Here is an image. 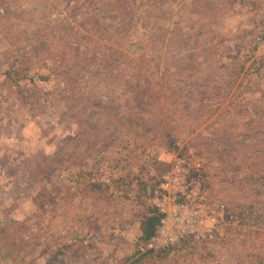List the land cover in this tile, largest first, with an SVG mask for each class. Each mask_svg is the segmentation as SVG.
Segmentation results:
<instances>
[{"label": "rangeland", "instance_id": "obj_1", "mask_svg": "<svg viewBox=\"0 0 264 264\" xmlns=\"http://www.w3.org/2000/svg\"><path fill=\"white\" fill-rule=\"evenodd\" d=\"M94 2L108 14L97 17L129 22L128 36L114 35L115 22L105 26L109 33L90 22L77 30L66 0H0V264H264V0ZM124 7L127 16L119 15ZM132 37H148L159 51L146 55L151 48L142 43L127 51ZM74 43L101 60L91 65L93 71L100 64L106 76L94 88L97 96H118L124 78L139 71L152 79L148 90L165 89L154 78L161 68L156 62L177 63L181 120L163 119L171 107L161 91L148 132L137 133L136 124L121 119L120 134V124L102 109L105 146L92 145L91 131L68 144L64 163L47 158L62 137L83 130L57 95L58 76L49 73L53 59L71 58ZM156 54L160 59L153 60ZM193 58L199 68L191 66ZM229 58V71L243 64L246 76L225 98L227 83L212 77L225 75L218 61ZM12 68L18 72L7 76ZM37 73L49 79L38 81ZM192 89L193 98L186 94ZM177 170L188 178L199 170L210 202L223 203L225 212L210 236L188 235L169 245L154 236L143 240L140 222L154 207L150 189ZM7 244L15 245L5 257Z\"/></svg>", "mask_w": 264, "mask_h": 264}, {"label": "trees", "instance_id": "obj_2", "mask_svg": "<svg viewBox=\"0 0 264 264\" xmlns=\"http://www.w3.org/2000/svg\"><path fill=\"white\" fill-rule=\"evenodd\" d=\"M68 7L66 9H69V14H71V17H73L74 22L76 23V27L78 30L79 24H85L86 22H90L93 29H96L97 31H102L104 33H109V29H106L105 26H108L111 24V22H115L117 24L114 25V35L122 36L121 39H124L126 36H128V33L130 31L129 22H124L123 20L116 21L111 20V18H105L102 16V18L97 17L99 15H108L106 14L102 8L98 7V4L94 2V0H66ZM119 2H116L113 7L117 10H119ZM97 6V7H94ZM84 7V8H83ZM87 9L92 12L91 15H89L90 12L87 13ZM127 9L124 7L121 12H119V15H126L127 16ZM118 13V12H117ZM121 13V14H120ZM121 18V17H120ZM87 19V21H85ZM101 19V20H100ZM116 27V30H115ZM91 31V37L94 36ZM88 31V32H90ZM111 34L108 35V39H110ZM151 39V36H148ZM146 38L145 40H137L138 38H130L127 40V51H133L132 49L136 47L137 49H140V43L145 45V48H151V50L146 51V55L149 54L148 52H158L159 49L154 46L155 44L149 40V38ZM71 49L73 53L71 54V58H68L66 55L64 56V59H60L59 57L53 59L51 61V70H49V73L52 75H56L59 78L60 82V89L58 90V96L64 100H66V107L67 112L71 118L79 119L81 120V123L83 124V130L79 131L81 133H78L75 136H64L61 138V143L58 145L57 150L52 154L48 155L47 158L54 160V157L58 156L60 158V163H64L67 161V151L68 144L72 142L73 140H77V142L80 143V139L85 140V136L88 135L91 131H93V139H92V145L95 147L105 146L106 141L109 139V137L105 134H99L100 130H104L105 126L102 125V123L99 121V114L102 109H104V116L109 117L112 120H115L120 124V134H123V130L121 126H124L123 122H121V119L127 120L130 124L134 123L138 127H136L137 133L139 131L148 132L150 129V126L148 125V122L150 121L151 116L153 115V108L151 109V106L153 105V102L156 100V95H159V93L162 91V96L164 99H169L166 103L168 106V111L164 110L162 113L163 119L167 120L171 124H176L178 121L181 120L182 114H181V86H179V81L177 79L178 76H180L183 71H180L179 65L176 63L175 66L170 64L160 65V62L157 61V66L161 67L160 70L158 68L159 73L154 76L158 81H162V84H167L165 89L156 88L153 90H148L149 83L152 82V79L150 78V75L141 74L139 71L138 73L132 74L129 78H124L122 81V90L118 94V96H108L106 94H103L102 96L93 95V91L95 87L99 86V83H101L105 77L102 74L104 72V68L102 69L100 64H97L96 70L91 71V65L93 58H97L98 61H101L99 56H97L96 53H92L90 55H87V53L90 52V48L88 46L81 47L79 44L74 43L71 46ZM102 56V55H101ZM125 57L132 58L133 60L137 59L138 54L136 55V58L128 55L127 53L124 54ZM121 58H116V62L118 65L123 64L121 62ZM160 59V56L156 54L152 59ZM178 59V58H177ZM60 60H64L65 63L62 64ZM218 61V59H216ZM233 58H229L226 61L221 60V62L218 61L219 68H222L225 70V75H219L218 77L214 75L212 77L213 79H219L218 82H222L224 80L227 84L225 94L223 97H229L232 93V89H234L235 84L237 83V86H239V83L244 79L245 73L243 70V64L239 67L238 70H234L232 72L229 71V69L232 66ZM134 61L128 60L127 66H131V68L137 66V63L133 65H128L133 63ZM244 62V61H243ZM95 63V61H94ZM198 61L193 58L191 60V66L198 65ZM115 64V63H114ZM132 68V69H133ZM199 68V65L196 67ZM13 70H9L6 72L7 76H11L13 73H17L16 69L12 68ZM49 69V68H48ZM19 70V69H18ZM151 73V72H150ZM154 75V74H152ZM38 79V81H47L49 79V76L45 73H37L35 75ZM171 78L175 83H170ZM240 79V80H239ZM30 81H34L33 78L29 79ZM155 82V79H154ZM217 80L214 81L212 84L213 89L218 88V82ZM177 83V84H176ZM97 84V85H96ZM91 85V89L85 91L83 90L84 87ZM90 87V86H89ZM211 87V88H212ZM96 89V88H95ZM152 91V92H151ZM188 96L194 97V90H188L187 93ZM200 94V93H199ZM197 93V95H199ZM234 93L231 94V98L233 97ZM125 108H129V112L124 113ZM175 109V112H174ZM152 111V112H151ZM123 112V113H122ZM136 115V117H133ZM109 118V119H110ZM133 119L139 120V122H133ZM160 124L162 123L159 122ZM133 127V126H132ZM116 135L112 134L113 136ZM80 145V144H79ZM202 182L205 186V189L207 190V184L204 182V175L201 174ZM150 179H153L151 177ZM140 192H144V189L146 187V183L139 181ZM155 184H158V180ZM153 188L150 189L152 192ZM208 194V193H207ZM249 214H253L252 205L250 204L248 206ZM161 215L156 210L155 207L149 208L147 212L144 213V216L140 222V230H141V237L143 240H147L153 236L156 235L158 226H159V219ZM204 242H201L203 244ZM15 245V244H14ZM13 244H7V251L5 254V257H8V255L12 252L14 249ZM11 246V247H10ZM13 247V248H12ZM195 249V248H193ZM168 251H171V248L167 249ZM197 250V249H195ZM167 251V252H168ZM147 253H153L152 250H148ZM133 256V255H132ZM143 256V255H141ZM144 257V256H143ZM142 257V258H143ZM140 256L137 257L135 260H139ZM130 264H133V261L129 262Z\"/></svg>", "mask_w": 264, "mask_h": 264}, {"label": "built area", "instance_id": "obj_3", "mask_svg": "<svg viewBox=\"0 0 264 264\" xmlns=\"http://www.w3.org/2000/svg\"><path fill=\"white\" fill-rule=\"evenodd\" d=\"M152 203L161 215L154 240L165 245L188 235L210 236L225 212L223 203L210 202L199 170L191 178L179 170L162 176L152 191Z\"/></svg>", "mask_w": 264, "mask_h": 264}]
</instances>
